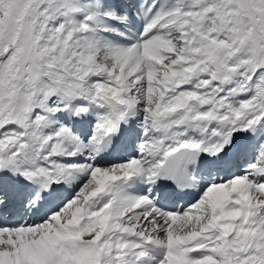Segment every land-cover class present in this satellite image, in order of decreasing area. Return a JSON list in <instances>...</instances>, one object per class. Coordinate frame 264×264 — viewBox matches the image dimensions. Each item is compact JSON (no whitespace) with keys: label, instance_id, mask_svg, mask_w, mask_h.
<instances>
[{"label":"snow or ice","instance_id":"obj_1","mask_svg":"<svg viewBox=\"0 0 264 264\" xmlns=\"http://www.w3.org/2000/svg\"><path fill=\"white\" fill-rule=\"evenodd\" d=\"M0 264H264V0H0Z\"/></svg>","mask_w":264,"mask_h":264}]
</instances>
